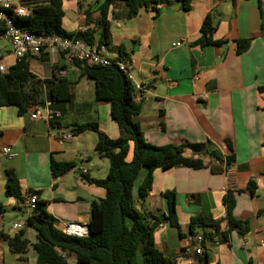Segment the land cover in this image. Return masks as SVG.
<instances>
[{
  "label": "crops",
  "instance_id": "1",
  "mask_svg": "<svg viewBox=\"0 0 264 264\" xmlns=\"http://www.w3.org/2000/svg\"><path fill=\"white\" fill-rule=\"evenodd\" d=\"M103 1L63 0V30L74 33L92 28L85 13L97 21ZM182 5L181 0H158L155 9H140L130 18L122 2L111 5L105 48L110 56L129 60L134 102L141 106L135 119L147 143H206L222 162L194 155L203 160L204 168L153 170L150 190L136 206L154 217L167 216L163 194L174 193L179 227L163 222L153 232V243L175 264H264V0H189L187 11ZM206 15L214 24L211 38L221 41L220 45L202 44L200 27ZM22 63L29 74L22 89L36 88L37 101L20 113L14 105L0 107V144L15 154L11 159L0 158V234L12 237L22 230L27 246L14 253L0 239V264L36 263L32 245L37 233L26 224L29 196L45 203L59 231L67 223L87 227L91 203L104 197V190L87 179L103 180L109 161L94 151L96 133L73 135L75 125L95 122L109 138L121 136L109 116L108 102L95 99L93 81L75 62L43 54L25 56ZM0 65L4 67L0 74L16 65L10 45L2 38ZM58 81L65 82L68 99L51 102L49 90ZM34 111L40 114L36 119L31 118ZM47 111L58 114V127L49 125ZM66 132L71 139L59 141ZM230 154L233 160L225 164ZM131 157L130 144L126 160ZM51 162L72 167L52 177ZM80 166L86 174H80ZM8 170L19 182L22 201L4 194ZM146 173L140 169L136 185ZM227 197L232 201L230 218L238 225L230 230ZM197 215L210 217L219 227L215 232L196 228L195 234H210L211 240L202 254L185 255L183 248L191 236L189 220ZM15 222L23 227L14 230ZM68 260L74 263V257Z\"/></svg>",
  "mask_w": 264,
  "mask_h": 264
},
{
  "label": "trees",
  "instance_id": "2",
  "mask_svg": "<svg viewBox=\"0 0 264 264\" xmlns=\"http://www.w3.org/2000/svg\"><path fill=\"white\" fill-rule=\"evenodd\" d=\"M63 0H48V5L35 8L32 15L14 17L13 22L18 28L35 35H58L66 38L81 40L92 46H107L109 43L108 9L111 5L122 2L126 8V17L135 16L140 9H155L158 0H104L99 7V19L92 21L85 13L88 23L93 27L82 32L67 33L62 28L64 17ZM185 11L189 8V0H181ZM214 24L209 15H206L200 27L204 45H220L221 41H213L211 33ZM4 26L0 23V38L4 33ZM99 31L98 36L96 35ZM242 45H239V50ZM120 57H124L120 55ZM82 69L83 75L94 83V97L97 101H106L109 104V116L121 132L118 138H109L100 131L97 123L89 122L77 124L71 130L73 135L92 131L97 135L94 151L98 157L109 161V169L103 180H88L90 183L104 190L102 199L93 201L90 205V219L88 234L84 237L66 236L54 226L53 218L47 213L45 203L37 201L26 218V224L33 228L37 235V242L32 245L36 254L35 264H175L157 250L153 243V232L160 223L168 222L178 229L175 214V198L173 192H165L167 216L154 217L141 210L136 203L142 202L151 187V172L155 169L167 170L175 167H185L199 170L205 167L203 160L198 156H206L221 163L220 157L209 150L206 143L167 144L155 146L145 141L140 124L136 117L141 106L134 102L135 87L116 66L101 68L85 66L73 61ZM29 77L22 60L6 74H0V107L14 105L18 112H22L37 101L36 88L24 92L22 85ZM14 83L16 88H10ZM65 82L58 81L51 86L49 97L51 102L68 99ZM60 92L64 93L61 95ZM57 117L48 119L51 127H58ZM228 150L231 146L225 141ZM130 144L132 157L127 161ZM191 156H186V151ZM233 160L232 154L225 158L224 163ZM70 163L50 164L52 177L59 176L69 169ZM141 168L147 173L144 179L136 185ZM214 171L219 172V169ZM251 185H249L250 188ZM252 193V189H250ZM4 194L7 197L21 200L19 182L10 170L5 172ZM31 193H27L30 195ZM227 220L229 230L238 225L232 222L230 211L232 201L226 198ZM2 210L0 209V213ZM198 227L218 230L219 222L207 216H193L189 220V234L195 235ZM223 238L225 234L222 233ZM2 239L14 253H21L26 249L27 242L24 232L20 230L14 236L0 234ZM74 257V263L68 258Z\"/></svg>",
  "mask_w": 264,
  "mask_h": 264
},
{
  "label": "built area",
  "instance_id": "3",
  "mask_svg": "<svg viewBox=\"0 0 264 264\" xmlns=\"http://www.w3.org/2000/svg\"><path fill=\"white\" fill-rule=\"evenodd\" d=\"M48 5V0H0V23L4 26V33L1 36L10 45L11 54L16 60L20 62L25 56H39V55H62L70 61H77L85 66H98L106 68L116 66L121 72L130 79L129 60L126 57H112L106 50L105 46H98L93 44L89 46L81 40L74 38H66L58 35H35L26 32L15 26L13 22L14 17H26L32 15L35 8ZM81 32V31H80ZM178 43L176 46H180ZM0 71H4V67L0 65ZM140 86H136L139 90ZM40 116L38 111L31 114L32 119ZM50 116L58 117V114L53 111H47L46 119ZM71 133H63L59 137V141L64 142L71 139ZM15 154L8 146L0 144V158L11 159ZM81 175L86 174L84 166L79 167ZM37 202L35 195H31L25 201V205L31 210ZM160 223L158 226H162ZM23 223L15 222L12 225L14 230H20ZM62 234L66 236L84 237L87 235V228L74 223H67L61 229ZM211 240L210 234L200 233L190 236L189 243L183 248L185 255L195 254L200 255L203 252V246L208 244ZM194 244L190 248V245ZM264 248V242L261 243Z\"/></svg>",
  "mask_w": 264,
  "mask_h": 264
},
{
  "label": "water",
  "instance_id": "4",
  "mask_svg": "<svg viewBox=\"0 0 264 264\" xmlns=\"http://www.w3.org/2000/svg\"><path fill=\"white\" fill-rule=\"evenodd\" d=\"M86 228H87V233H88V226Z\"/></svg>",
  "mask_w": 264,
  "mask_h": 264
}]
</instances>
